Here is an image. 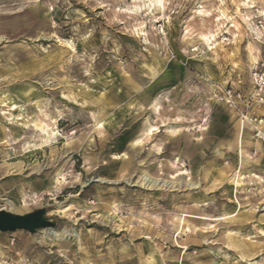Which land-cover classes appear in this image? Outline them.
<instances>
[{
    "label": "rangeland",
    "instance_id": "374dc122",
    "mask_svg": "<svg viewBox=\"0 0 264 264\" xmlns=\"http://www.w3.org/2000/svg\"><path fill=\"white\" fill-rule=\"evenodd\" d=\"M164 4L0 0V264H264V0Z\"/></svg>",
    "mask_w": 264,
    "mask_h": 264
},
{
    "label": "built area",
    "instance_id": "2783aa9c",
    "mask_svg": "<svg viewBox=\"0 0 264 264\" xmlns=\"http://www.w3.org/2000/svg\"><path fill=\"white\" fill-rule=\"evenodd\" d=\"M249 77L252 91L248 93V95H245L241 90H236L234 92L229 90L227 94H225V97L231 107L241 112V116L245 121H250L254 124V133L256 137L264 141V130L262 129L264 119L262 117L250 115L248 111L240 109L238 104V102H243L246 107H249V105L253 103L264 105V57L253 64L249 71Z\"/></svg>",
    "mask_w": 264,
    "mask_h": 264
},
{
    "label": "water",
    "instance_id": "95a60500",
    "mask_svg": "<svg viewBox=\"0 0 264 264\" xmlns=\"http://www.w3.org/2000/svg\"><path fill=\"white\" fill-rule=\"evenodd\" d=\"M56 226L57 223L47 216L46 208L24 214L6 209L0 210V233L25 230L33 234L40 229L56 228Z\"/></svg>",
    "mask_w": 264,
    "mask_h": 264
},
{
    "label": "bare ground",
    "instance_id": "6f19581e",
    "mask_svg": "<svg viewBox=\"0 0 264 264\" xmlns=\"http://www.w3.org/2000/svg\"><path fill=\"white\" fill-rule=\"evenodd\" d=\"M138 0H135V3L137 2ZM148 2H149V7L147 8V10H149V12L150 11H156V10H158V11H162V10H164V7H165V4H164V0H157V1H155V0H147ZM166 3V2H165ZM139 7H141V5L139 4L138 5ZM234 21V20H233ZM235 22V21H234ZM236 23V22H235ZM238 25V24H237ZM143 29V28H142ZM255 32V31H254ZM140 33V32H139ZM258 35V34H257ZM259 36V35H258ZM257 36V37H258ZM201 39V38H200ZM257 39V38H256ZM252 42V41H251ZM252 47V46H251ZM198 50V49H197ZM156 74V72H154L153 71V75H155ZM257 107V106H256ZM258 110L259 111H263L262 110V108L260 107V106H258ZM264 116V115H263ZM39 123V122H38ZM45 123V122H44ZM36 124V123H35ZM48 125V124H47ZM253 123L252 122H250V121H244L243 122V124L241 125V127H239V134L241 135V144H242V142H243V137H244V133H245V131H247L248 132V134H250L251 132H252V130H253ZM37 127V126H36ZM45 129L46 128H44V127H41V130H42V134H47V131H45ZM179 129V128H178ZM177 129V130H178ZM262 129L264 130V122L262 123ZM169 131H170V129H169ZM171 131H172V129H171ZM168 132V131H167ZM49 136V135H48ZM46 139V138H45ZM48 139V138H47ZM46 139V140H47ZM45 140V141H46ZM48 141H49V139H48ZM133 144L134 145H136L137 143H135V142H133ZM260 147H261V145L260 144H258V148L260 149ZM243 162V157H242V150H241V163ZM188 172L189 171H183V170H180V171H177L174 175H173V179H176V178H179V177H182V176H187V175H189L188 174ZM242 176V175H241ZM150 182L151 184H153V185H156L157 184V181H155V180H152V181H150L149 179H145V182ZM240 185V184H239ZM5 203H6V205H8L9 207H10V209L12 210V212H15V213H17L18 212V208H17V206L12 202V201H10V200H5ZM24 205H26V202H24ZM65 210H69L68 208L67 209H65ZM23 211V210H22ZM19 214H21V213H19ZM50 229H54V228H50ZM53 233V232H52Z\"/></svg>",
    "mask_w": 264,
    "mask_h": 264
}]
</instances>
